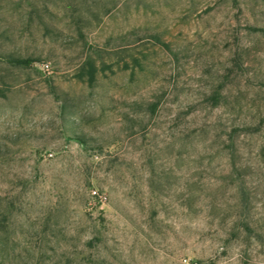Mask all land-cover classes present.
<instances>
[{
	"label": "rangeland",
	"instance_id": "obj_1",
	"mask_svg": "<svg viewBox=\"0 0 264 264\" xmlns=\"http://www.w3.org/2000/svg\"><path fill=\"white\" fill-rule=\"evenodd\" d=\"M0 264H264V0H0Z\"/></svg>",
	"mask_w": 264,
	"mask_h": 264
},
{
	"label": "built area",
	"instance_id": "obj_2",
	"mask_svg": "<svg viewBox=\"0 0 264 264\" xmlns=\"http://www.w3.org/2000/svg\"><path fill=\"white\" fill-rule=\"evenodd\" d=\"M93 192H94L96 195H98L101 199H104V198H105L104 195L98 193L96 190H94Z\"/></svg>",
	"mask_w": 264,
	"mask_h": 264
},
{
	"label": "trees",
	"instance_id": "obj_3",
	"mask_svg": "<svg viewBox=\"0 0 264 264\" xmlns=\"http://www.w3.org/2000/svg\"><path fill=\"white\" fill-rule=\"evenodd\" d=\"M27 59H22V60H20L19 62H21V63H27ZM79 139V138H78Z\"/></svg>",
	"mask_w": 264,
	"mask_h": 264
}]
</instances>
